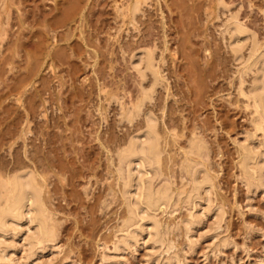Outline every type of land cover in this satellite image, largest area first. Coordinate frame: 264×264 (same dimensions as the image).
<instances>
[{"label":"rangeland","instance_id":"obj_1","mask_svg":"<svg viewBox=\"0 0 264 264\" xmlns=\"http://www.w3.org/2000/svg\"><path fill=\"white\" fill-rule=\"evenodd\" d=\"M129 1L5 0L0 174L30 164L44 181L58 232L31 256L25 231L9 232L3 264H264V184L250 186L241 166L245 137L258 132L255 142L264 141L243 93L253 73L241 82L251 39L264 53V0H147L134 20L126 14ZM231 14L254 33L240 65L224 31ZM147 46L163 75L145 105L163 135L160 180L187 186L181 165L195 136L205 140L203 160L212 168L211 207L190 236L183 220L196 208L182 202L157 211L173 228L170 252L147 232L124 249L114 246L128 213L119 151L145 120L143 112L130 124L122 114L142 88L130 57ZM148 77L144 86L152 84Z\"/></svg>","mask_w":264,"mask_h":264},{"label":"bare ground","instance_id":"obj_2","mask_svg":"<svg viewBox=\"0 0 264 264\" xmlns=\"http://www.w3.org/2000/svg\"><path fill=\"white\" fill-rule=\"evenodd\" d=\"M145 2H147V0H130L128 2L126 9H124L127 10L126 14L130 16L129 19L131 18L134 20L136 18V15L141 11ZM220 2H223V0ZM5 6V0H0V33L7 32L5 31L7 27L5 26L6 21L4 20L5 16L3 12ZM228 10H230V8ZM223 11H227V7L226 10ZM227 13L229 12L227 11ZM237 13L239 14V12ZM239 18V15L231 14L230 18L228 20L226 19L225 30L223 28L224 26H222V28L230 34V39L229 37L227 38L230 40L229 45L235 54L233 55L234 59H239V65L245 62L243 66L244 72L241 73L240 71L241 82L244 83L246 81L244 75L246 77L247 73L248 75L253 73L250 75L252 79L251 84L249 83L247 90H244L243 93L248 96L250 104L253 106V121L257 129L264 131V53L260 52V48L255 39H251V49L248 48L250 51L245 58L246 53L244 54L243 47L247 42L249 44L250 41L247 39L253 38L252 36L254 33L252 34L250 32L252 34L250 37L248 35L249 32L247 33L245 23ZM222 25H224V22H222ZM224 31L223 33H225ZM3 37L5 36H1L2 39ZM149 47L134 52L130 57L132 67L138 71L141 77L140 82L142 88L141 95L139 94L138 98L133 96L136 98H133V100L135 99L134 101L131 100L132 102L122 106V114L124 119L128 120L130 124L131 122H135L134 120H137L140 115L141 117L145 115V120L142 122L144 125H140L142 129L137 133L133 131L135 134H132L126 143H123L124 139L123 142H121L125 145H122L123 147L119 151L120 167L118 168V178L123 181V196L127 204L128 213L120 228L123 232L121 231L122 233L118 234V236L120 235L118 239H116V241L114 240V246L115 250L124 249L126 245L129 246L132 241L134 242L136 240L137 242L142 235L145 237L144 233L147 232L148 238H151L155 243H160V247L162 248L160 249L162 251L165 250L170 252L176 245L171 241L169 238L170 236H168L170 235L169 233H172L170 231L173 228L170 224L160 220L157 211L159 208L161 210L163 209V212L167 211L172 206L179 205L182 202H186L188 205L190 204L192 207L196 208L197 210L190 211V215L183 220L186 232L188 233L187 235L190 236L189 232L196 226L198 218L204 214L203 211L211 207V205L209 206V203L211 204V202H209V196L212 191L211 188H213V180L211 181V172L209 173V168L211 167L208 168L204 163V160H206L205 156L208 158L209 153L207 145L205 140L199 136H195L190 140L189 148L186 150V158L181 165V169L185 170L190 177L187 186L175 188L171 182L164 181L165 179L163 181L160 180L162 176L160 169L163 153H165L163 135L158 127L159 119L153 113L147 111V109L145 110V105L147 101L149 102L153 99V93L157 88L156 85L163 82V75L161 74L162 70H160L161 68L157 56L154 50L151 49V46ZM242 59H244V62H242ZM149 74L153 76L152 84L148 83V85H151L150 87L146 85V87L144 86L146 83L143 85V81L146 78L149 79ZM128 101H130V98L127 102ZM149 108L148 110H150ZM140 126H138V128H140ZM257 133H255L254 136L249 135L245 137L244 144H242L241 159L242 168L249 174V180L247 179L249 185L254 187L264 184V141H261L262 139L260 138V143L255 142L256 136L258 137L259 135ZM249 137H252L253 143H248L246 139L251 141ZM257 141L259 142V140ZM208 159L206 161H208ZM17 163L23 164V162L20 163V161ZM3 165L5 164H0V167ZM28 165L30 166V164ZM29 166L28 169H26L25 166L23 168L19 166V168L15 170L12 169L13 171L5 170L6 172L4 174H2L3 172L1 170L0 264L7 262L6 257L9 246L6 243L7 235L9 236L12 233L14 235L18 233L22 234V231H25L21 239L24 240L23 244L27 245L25 246L28 247L29 254L30 252L34 254L36 252L35 249H38L37 247L39 245H45L47 241L54 242L57 236L58 231H56L57 228L55 227V217L44 196V181L41 182L36 170L30 169ZM184 175L182 174L183 177H186ZM203 194L205 195L204 197H206L205 200L207 199L208 201V205H205L202 201ZM199 207H201V209ZM212 207H214L213 204ZM218 212L219 214L222 213L221 207L218 209ZM219 214L217 215L221 216ZM13 230L15 232H12ZM12 237L13 236H11V238ZM10 241H16V239L12 238ZM153 246L155 245L153 244ZM26 247L25 249L27 250Z\"/></svg>","mask_w":264,"mask_h":264}]
</instances>
